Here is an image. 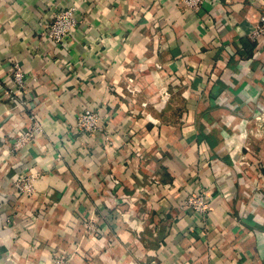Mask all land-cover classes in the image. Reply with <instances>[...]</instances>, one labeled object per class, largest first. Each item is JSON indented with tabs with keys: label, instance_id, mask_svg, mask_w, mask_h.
Returning <instances> with one entry per match:
<instances>
[{
	"label": "crops",
	"instance_id": "obj_1",
	"mask_svg": "<svg viewBox=\"0 0 264 264\" xmlns=\"http://www.w3.org/2000/svg\"><path fill=\"white\" fill-rule=\"evenodd\" d=\"M52 2L77 19L59 42ZM263 13L264 0H0V264H264ZM14 66L26 93H7ZM86 107L103 134L72 131ZM32 113L42 134L11 149ZM199 188L204 217L182 202Z\"/></svg>",
	"mask_w": 264,
	"mask_h": 264
},
{
	"label": "built area",
	"instance_id": "obj_2",
	"mask_svg": "<svg viewBox=\"0 0 264 264\" xmlns=\"http://www.w3.org/2000/svg\"><path fill=\"white\" fill-rule=\"evenodd\" d=\"M185 6L191 11H197L203 0H183ZM51 6V7H50ZM49 10H51V17L45 24L48 37L59 42L68 35H70L77 26V19L75 9L73 7L62 6L55 7V3H50ZM255 34L264 35V13L260 17V23ZM8 79L4 85L8 94L14 93H26L27 88V74L18 66H14L8 74ZM28 100V99H27ZM22 104H28L23 99ZM72 131L82 138H89L97 135L98 133H104V124L100 120V114L97 109L92 107H86L76 116L74 123L72 124ZM43 132V121L41 118L32 113L30 115V123L21 132L15 135L16 139L12 142L13 150H19L23 148L31 140L41 135ZM108 140V136L105 137ZM33 173H21L16 181L19 192L22 194H30L34 191V176ZM117 183V180H115ZM183 207L191 209L199 217H204L209 208V201L206 191L203 188H199L197 192L193 190L183 199ZM89 232L96 233V223L94 221H88L85 223ZM55 264H65V260L62 258L56 259Z\"/></svg>",
	"mask_w": 264,
	"mask_h": 264
}]
</instances>
